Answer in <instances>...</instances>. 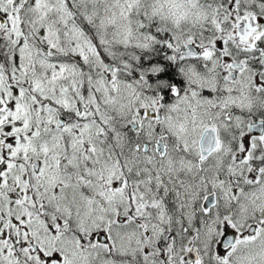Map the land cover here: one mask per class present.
Returning <instances> with one entry per match:
<instances>
[{"label":"snow or ice","instance_id":"snow-or-ice-1","mask_svg":"<svg viewBox=\"0 0 264 264\" xmlns=\"http://www.w3.org/2000/svg\"><path fill=\"white\" fill-rule=\"evenodd\" d=\"M0 264H264V0H0Z\"/></svg>","mask_w":264,"mask_h":264}]
</instances>
